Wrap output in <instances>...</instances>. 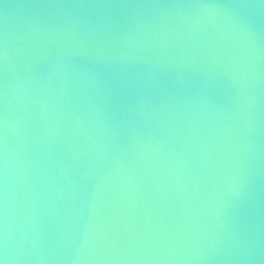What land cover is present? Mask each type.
Wrapping results in <instances>:
<instances>
[{"label": "water", "instance_id": "obj_1", "mask_svg": "<svg viewBox=\"0 0 264 264\" xmlns=\"http://www.w3.org/2000/svg\"><path fill=\"white\" fill-rule=\"evenodd\" d=\"M0 259L264 264V0H0Z\"/></svg>", "mask_w": 264, "mask_h": 264}, {"label": "clouds", "instance_id": "obj_2", "mask_svg": "<svg viewBox=\"0 0 264 264\" xmlns=\"http://www.w3.org/2000/svg\"><path fill=\"white\" fill-rule=\"evenodd\" d=\"M0 264H6L5 259H0Z\"/></svg>", "mask_w": 264, "mask_h": 264}]
</instances>
